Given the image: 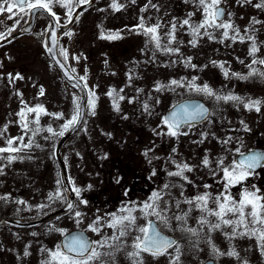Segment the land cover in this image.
<instances>
[{
	"label": "flooded vegetation",
	"instance_id": "flooded-vegetation-1",
	"mask_svg": "<svg viewBox=\"0 0 264 264\" xmlns=\"http://www.w3.org/2000/svg\"><path fill=\"white\" fill-rule=\"evenodd\" d=\"M98 2V0H95L89 8L78 16V18L89 9L93 8V6H95ZM151 2L152 4L159 6V11L151 6H149L146 11H142V9L145 8V5L148 4V0H135V3H133L132 0H126L125 2L121 1L120 3L124 5V7L119 11L114 10L110 12L108 18L105 19L106 21L103 19L101 24L106 23L108 25H112L111 27H113V25L122 27L131 25L134 27L139 24L141 16L145 18V21L148 24H155L161 16L162 19H166L167 15L170 13L171 7V5H169V0H151ZM53 10L57 13V15H59L56 8H53ZM194 13V22L197 23V8L195 5ZM149 17H151V19H149ZM41 18H46L48 23L42 22ZM78 18L72 26L76 23ZM28 20L29 17H26L24 22L15 28V30L21 29L22 26L28 23ZM161 22L162 24H166V22ZM50 23L51 21L47 14L38 13L32 31L22 34V36L31 35L37 30V33L40 35L39 40L49 58L50 56L44 47V41L46 40L47 28ZM66 23L67 20L64 22L61 21V25H65ZM42 33L44 34L42 35ZM62 37L59 40V46H61ZM18 38L19 37L17 36L9 38L5 41H0V64L3 57L9 58V55L16 56L19 52H22L20 50V45L18 48L12 45V43L18 40ZM127 52V48H124V50H121L120 47L115 48L113 61L117 62V59L126 55ZM109 53L110 52L107 51L105 46V50L103 53L100 52L99 55H102L104 58H108ZM61 58L71 69L74 68L67 60L64 59L63 56H61ZM87 59L90 60V58ZM103 60L105 62L107 59ZM53 65L57 68L54 63ZM14 71L20 75L21 73H29V70L14 69ZM102 72L120 73L117 69H103ZM0 73H4L3 66H0ZM6 73V75L0 78V91L4 88L9 89V85L15 81L18 84L25 83L23 79L11 80V82L8 73L13 72L7 71ZM75 73H77L76 69ZM21 76L23 77V75ZM247 88L249 91L250 86L248 85ZM88 89H90L89 86ZM99 89L102 90V88ZM121 89L123 91H121ZM133 89L136 91H132ZM138 90L141 89L133 87L130 90H127V88L120 87V92H114L123 94L124 97L122 101H118L119 111L116 110L114 104L112 105V108L115 110L118 117H116L114 121L112 120V122L102 120V133L97 128L96 134L80 136L83 141V145L81 144V146L84 147V151H82L85 154L81 159V164H79L78 161L75 162V156H72L73 146L70 144L71 139L76 137L77 133L66 140L61 147V156L65 164L68 181L70 178L76 187L82 189L81 198L88 201L87 205L79 204L77 197L74 196V203L78 204V207H76L73 211L67 210L59 214L48 216L50 212L66 206V204H62L60 202L53 203L47 199L48 194L56 190V182L58 179L62 181L63 185H67L62 172V167L56 154L57 143L55 144V147H51V150L48 152L49 157L53 159V164L47 167L45 166L44 176L38 179H42L44 181L48 179L44 182V184L50 183V188L48 190H43L42 192V194L45 195L43 199L41 198L43 203H39L38 205L50 204V208L38 209L34 212H29L27 210V207L31 206L26 198L27 192L30 190V186L27 187L26 185L25 167L23 165L24 160L23 156L19 155L20 153L17 155L22 157V159H18L11 164H8L6 160L0 161V164L7 165L3 169V174L0 175V195L10 194V199L7 203L0 201V264H41V261L46 258L45 254L41 252V249H54L55 246L60 244L64 239V236L59 231H49L52 226H55L57 229H64L69 235L84 231L85 234L92 239H99L100 237L95 233L87 231L88 225L92 223L97 216H105L106 213L117 212L122 206L129 202L140 204L141 202L147 200L153 191L162 190L165 183H168L169 185H177L176 187H171L168 190L170 192V196H165V199L170 201V211L167 215L169 217H173L174 214H180V210H185L186 206V204L181 203L180 210L176 209V200H184L185 198L205 191L211 192L213 195L222 191V173L217 169V160L223 158L225 165H228L234 157L238 159L239 156L235 152L236 148H240L242 152H246L252 148H259L260 152L264 153V133L260 134V139L257 141L258 143L250 146L246 137L248 133L245 135H237L230 132L227 133L225 131L232 130L231 126H224L222 124L221 126L224 127V133H218L217 136L212 135L211 139L207 140V144H205L206 140H203L202 143H195L194 141L202 140L197 139L196 133L192 145H190L194 150L193 152H189L186 150V147L189 144L186 143L185 135L175 138L166 135L158 136L154 133V130L166 131L165 128H158V126L161 125V118L167 115L170 108L167 102V90L161 92V100L158 99L152 102L148 100L145 102L149 105V112L144 110V104L142 106H138L137 99L142 98V96L137 97V95H139ZM146 90L148 91H143V93H147L150 96H154L153 93L160 94L155 90V87H150ZM226 91L228 93H235L234 88L231 87H227ZM103 93L109 92L104 91ZM255 94L256 93L252 94V92L247 94L245 93V97L250 99L254 97L255 99L257 97ZM188 97L201 98L200 96ZM263 98L264 96L261 94L260 100L263 101ZM201 99L210 107V113L213 114L212 106L207 103L205 99ZM102 109L106 108L104 107ZM262 112L264 115V106ZM252 114V111L248 112L249 118ZM202 123H194V126L197 127ZM262 131L264 132V128ZM13 136L15 137L16 135ZM9 137L10 135L7 129L4 137L0 138V146H5L6 139ZM229 137H231L230 142L228 144H224L223 141ZM91 138H100L99 141L104 142V145L102 146L104 148L97 145L100 149L91 151ZM198 138L202 137L200 136ZM148 149H151L152 151H149L148 155L145 156L144 153ZM173 149H175V151H173ZM82 151L80 152L77 150L74 154L77 156L81 154ZM88 152L89 155L86 156ZM185 152H189L192 156L188 155L189 153L186 154ZM204 158L209 159L210 166H203L202 161ZM173 160L178 163L186 162L192 166L193 171L185 173L188 180L192 182L191 184L187 181L181 180L180 178H173L167 175L168 172L176 170L175 165L172 163ZM153 172H155V175H153ZM214 172L216 173L215 175L213 174ZM117 179H119V183L116 182ZM180 184L184 185L183 189L179 187ZM205 184L211 185V187L205 189L203 187ZM244 188H247L248 190L259 189L260 194L264 195V168L256 169L254 175L250 176L241 185L234 186L231 189L232 194L238 199ZM181 191H183V196H181ZM65 195L68 197V192H66ZM21 199L27 202V206L17 205L14 202ZM209 206L212 207L213 205L210 203ZM17 208L20 209L19 213L16 211ZM74 211H80L84 214L80 218L82 221L80 224L75 223ZM137 215L139 216L138 213ZM46 216H48V218L29 225L10 221L11 219H40ZM152 219L155 218L153 217ZM138 223L144 224L145 221L142 218H139ZM158 226L161 228L164 235L177 240L180 243L182 253L180 257V264H185L186 254H193L197 251V246L194 247V244L197 242V238L192 237L190 242L188 236L179 230V224L174 218L170 220V228H165L162 225ZM104 231L108 235H111V229L106 228ZM225 231H231V229L225 228L222 231L217 230L209 232L207 227H205L203 233H201L199 237V242L205 245L199 246L206 248L208 246L206 244H209L207 242L208 238L210 237L212 243L222 252H228L234 248L239 255L258 254L257 258L258 256V259L261 258L259 255L261 254V251L257 247L255 240L248 239L246 237H237L229 240L224 235ZM32 233H36V235L34 236ZM128 243H131V237L128 238ZM25 251H27L29 255H25ZM169 259L170 258L167 256H161L154 259L145 254L144 264H169ZM116 264H130V261L127 259L125 254L121 252L117 254Z\"/></svg>",
	"mask_w": 264,
	"mask_h": 264
},
{
	"label": "snow or ice",
	"instance_id": "snow-or-ice-1",
	"mask_svg": "<svg viewBox=\"0 0 264 264\" xmlns=\"http://www.w3.org/2000/svg\"><path fill=\"white\" fill-rule=\"evenodd\" d=\"M135 3V0H132ZM196 6L197 10L201 12L202 19L196 23L192 21V17L195 13H188L187 17L180 20L173 17L167 25L162 24L157 20L155 24H148L143 16L140 17V22L135 26V29H139L140 33L147 37V43L153 45V57L156 52H162L166 55L178 54L179 47H173V44L180 43L176 39V33L178 27L180 29L187 28L189 35L192 39L189 43L192 46H196L198 40L207 36L209 39H215L214 32H220V42L224 40H231L233 43L239 41L244 43L246 41L251 42L249 55L253 57L251 63L247 65L249 73L247 76H241L238 73H232L239 79H248L252 77H259L264 79V71L259 68L253 67V65H264V59H258L256 54L259 52V47L256 43L254 35L247 34L249 29L253 32L255 24L264 23L259 21L255 17L252 18L249 28L245 29V35H241V30L236 27L230 19L224 18V9L221 7L222 0H191ZM241 3H250L251 0H240ZM92 0H0V14L8 13L9 19L14 20L15 25H19L20 21L24 17H32L37 13H46L53 18V23L48 25L47 31H49L50 37L44 41V47L50 54L55 55L58 50L59 55L63 56L65 60L68 59V52L62 46H59L58 36L56 29L61 26V18L53 10L54 6H59L66 9L67 22L71 24L73 17L78 18L79 14L76 12L77 7H84L91 5ZM152 8L159 11V6L152 4L151 0H148V4L142 11H146L147 8ZM111 7L115 11H119L124 5L112 0ZM254 7L258 9H264V0H260ZM231 15V14H229ZM151 19V17H149ZM162 28H167V31L162 32ZM15 31V27H9L7 32H0V41L8 40L12 32ZM231 33V34H230ZM44 33H42L43 35ZM65 35L71 36V32L65 33ZM102 39H118L119 33L109 34L107 36L101 35ZM49 40L51 46L49 47ZM191 58H188L185 63L192 67L190 64ZM59 66L64 69L65 65L60 61H57ZM216 62L213 61V64ZM243 63V61H241ZM221 68L224 66L221 64ZM75 72V69H71ZM65 75H68V71H65ZM224 76L227 78L229 72L224 70ZM74 77L69 76V79ZM131 77H129L130 79ZM9 79H23L20 74L13 77L9 74ZM193 78L192 82L185 85L182 81L175 79L171 80L169 84L164 85L157 83L155 90H170L175 91L177 87H187L189 91H194L198 94H203L207 97L214 99L217 103H233L236 105H243V107L249 111L255 110L259 112L261 110L260 100H252L250 98H244L232 93L218 94L208 84L197 85ZM79 80L85 81L83 87L88 88L86 83V77L80 76ZM115 91V90H113ZM113 91L107 93L109 96H113ZM121 91H123L121 89ZM142 91V90H138ZM39 95H44V89H40ZM86 107L89 110V114L95 115L97 97L93 90L88 89ZM124 97L117 95L113 99L114 107L119 111L118 100H123ZM83 97H73L74 109L69 117L65 118L63 113L49 114L43 105L37 104L35 106H25L17 113L19 117L20 126L23 130V135L18 137H9L6 139L5 146H0V161L6 160L8 164L22 159L19 153L31 149L33 147L34 138L42 132H47L50 135H46L43 138L45 140H52L54 137H64L66 133L75 131L81 126L85 115V105L83 103ZM131 102V101H130ZM159 102V101H157ZM144 110L149 112V105L144 104ZM29 114H35L34 119L29 120ZM42 114L53 115L56 119L64 120V123L60 125V130L56 131L51 126L42 128L40 126V117ZM212 114L209 110L200 103H183L172 106V111L161 118V125L158 128H165L166 131H156L154 133L158 136H169L179 138L181 135H188L187 131L183 129L185 127L191 129L194 126L193 122H204L209 120ZM126 118V117H125ZM244 122L241 121V124ZM35 125V126H33ZM247 131V127L245 126ZM7 131V125L3 130H0V138L4 137ZM31 133V137L28 142H25V136ZM207 133L202 132L201 136L206 139ZM231 137L224 140V144H228ZM195 143H202L201 141H194ZM39 147V144L35 145ZM53 147L55 144L53 143ZM152 151L148 149L144 155L147 156L148 152ZM175 151V149H173ZM235 152L238 154L239 159L233 158L231 163L225 165L224 159L217 160V169L222 173V191L213 195L211 192L205 191L197 193L184 200H176L175 208L180 210L181 203L187 204V210H180V214H174L173 217H169L167 213L170 211V201L165 199V196H170L168 191L171 187L177 185H169L165 183L163 189L160 191H153L151 196L136 204L135 202H129L122 206L117 212L106 213L105 216H97L95 220L88 225L87 231L95 233L99 236V239H92L85 234L84 231L76 234L69 235L64 229H57L55 226L50 227L49 231H59L64 239L60 244H57L54 249L42 248L41 252L45 254V259L41 261V264H116L117 254L123 252L130 264H144L145 254L152 258H159L161 256L169 257V264H180L181 245L177 240L171 239L164 235L161 228L158 225H162L165 228H170V220L175 219L179 224V230L185 233L190 242L192 237L197 238V242L194 244L198 246V240L203 233L205 227L209 232L224 230L225 228L231 229V231H225L224 235L227 239L232 240L237 237H246L256 241L257 247L260 249L261 254L264 255V195L260 194L259 189L248 190L244 188L237 199L231 189L234 186L241 185L250 176L255 174V170L258 168H264V153L252 151L245 154L236 148ZM176 170L167 173L168 176L173 178H180L183 181H187L189 184L192 182L188 180L185 173L193 171L192 166L186 162L172 161ZM203 166H210L208 158H204L202 161ZM6 164H0V175L3 174V169ZM216 174L215 172L213 173ZM155 175V172H153ZM119 183V179L116 181ZM57 188L54 192L48 194V200L50 202H60L66 204V208L69 211H73L78 204L69 201L65 193L69 187L71 192L75 194L79 204L87 205L88 201L81 198L82 189L76 187L74 182L69 178V185H63L61 180H57ZM90 187V186H89ZM179 187L183 189L184 185L180 184ZM205 189L211 187V185L205 184ZM127 194V193H126ZM183 196V191H181ZM10 199V194L0 195V201L7 203ZM17 205H26L24 200L14 201ZM213 205L210 207L209 205ZM38 209L50 208L51 205L40 204L36 206ZM27 210H31L27 207ZM198 211L200 216L197 217V224L199 227H188L187 220L193 211ZM17 213L20 209L17 208ZM139 214V216L137 215ZM84 214L80 211H74V220L76 224H80L81 217ZM155 219H152V218ZM213 217V219H209ZM142 218L145 223L139 224L138 219ZM111 229V235H108L104 230ZM36 235V233H32ZM131 237V243H128V238ZM211 247L212 260L210 264H214V260L219 256H230L240 259L239 253L233 248L231 251L222 252L218 249L208 238L207 241ZM130 249V250H128ZM171 250V251H170ZM29 255L27 251L24 253ZM244 264H247L245 261Z\"/></svg>",
	"mask_w": 264,
	"mask_h": 264
},
{
	"label": "rangeland",
	"instance_id": "rangeland-1",
	"mask_svg": "<svg viewBox=\"0 0 264 264\" xmlns=\"http://www.w3.org/2000/svg\"><path fill=\"white\" fill-rule=\"evenodd\" d=\"M98 1L93 8L81 15L76 23L67 31L71 32L72 35H64L61 39V46L68 52L67 61L76 69L80 76L86 77L87 85L95 92L97 97L95 115L89 114V110L87 109L86 117L77 132V136L70 141V144L73 146L72 156H75V162L78 161L81 164V159L85 155L83 152L84 147L81 146V144L83 145V141L80 136L96 134L97 128L102 133V120L112 122V120L114 121L118 117L112 105L114 97L117 95L123 96V94L114 93L118 92L120 87L127 88V90L137 87L142 90L138 91L139 95L137 97L142 96V98L137 99L138 106H142L148 100L150 102L158 99L161 100V92L165 90L159 91L160 94L153 93L154 96L143 93V91H148L146 89L150 87H156L157 83L167 85L173 79L182 81L187 85V83L193 81V78H196L194 82L197 85L208 84L215 92L221 95L228 94L226 91L227 87H231L234 88L235 92L232 94L244 96V98H246L245 93L251 92L257 95L255 99L254 97L251 98L252 100H260L261 94L264 96V79L259 77L239 79L232 76V73H238L241 76L248 75L249 68L247 65L253 59L248 54L251 46L250 41L244 43L237 41L233 43L231 40H224L221 43L220 32L216 31L214 32L215 39H209L207 36H204L198 40L196 46H192L189 43L192 37L189 35L188 29H180L178 27L176 39L180 43L173 44L172 46L179 47V53L166 55L157 51L153 57V45L147 43V37L141 34L139 29H135V26L122 27L113 25L111 27L112 25L106 23V25L101 24V21L103 19L106 21L105 19L108 18L109 13L114 10L111 7L112 0ZM121 1L125 2L126 0H117L118 3ZM259 2L260 0H251L250 3H241L240 0H222V3L227 7L224 18L230 19L241 30V35H245V29L249 28L253 17L259 21H264V9L254 7ZM169 5H171L169 15H167L166 19H162V16L159 19V21L166 22L164 25H167L173 17L179 23L180 20L187 17L188 13L194 12V4L191 0H169ZM54 8L59 12L61 21H66V9L58 5L54 6ZM8 16V13L0 14V32H6L9 27L17 28L26 18L24 17L19 25H15L14 20L9 19ZM194 17L195 15L192 17L193 22ZM201 19L202 14L197 10V23ZM41 21L48 23L46 18H41ZM253 27L255 31L253 32L249 29L247 34L255 36L259 47L256 57L264 59V23L255 24ZM167 30V28H162L161 31ZM114 33H119L120 38L111 40L101 38L102 34L107 36ZM17 36L19 37L18 40L14 41L12 45L17 48L20 45L22 52H19L16 56L9 55V58L3 57L0 64L4 69V73H0V78L6 75L7 71L13 72L8 74L15 77L19 73H16L14 69L29 70V73H21L25 83L18 84L16 81H11L9 89L4 88L0 91V130L7 125L10 137H14L13 135L18 137L24 134L17 113L25 106V103L28 106L43 105L47 113H63L65 118H67L74 109L73 97H81L80 90L67 83L59 70L51 62L39 40L40 35L37 33V30L31 35H16L15 37ZM105 46L107 51L110 52L108 58L99 55L100 52L103 53ZM117 47H120L121 50L127 48L128 52L115 62L113 61V54L114 49ZM87 58H90V60ZM188 58H191L190 64L195 67L185 63ZM103 59L107 60L104 62ZM213 61L216 63L213 64ZM221 64L224 66L223 68L220 67ZM253 67L264 71V65L256 64ZM103 69H117L120 73H103ZM225 69L229 72L227 78L224 76ZM129 77L131 78L129 79ZM248 85L250 86L249 91ZM41 88L44 89L43 96L39 95ZM99 88H102V90ZM104 91H113V96L103 93ZM132 91L136 90L133 89ZM187 96H200L212 106L213 110V114L209 120L197 127L193 126L191 129L185 127L183 129L188 132V135H185V140L189 144L186 147V150L189 152H193L194 150L190 145H192L196 133L197 139L206 140L205 144H207V140L211 139L212 135L217 136L218 133H224V127L221 124L231 126L232 130L225 131L227 133L230 132L237 135L248 133L246 137L250 146L258 143L260 134L264 133L262 131L264 128V115L262 112L264 98L260 106L261 110L259 112L254 109L251 110L253 114L250 118L248 116L249 110L245 109L243 105L217 103L210 97L189 91L187 87H177L175 91L167 90L168 105L171 106L176 101ZM118 101L120 102V100ZM104 107L106 109H102ZM34 116L35 114H29L28 119H34ZM241 121L244 123L241 124ZM62 123H64V120L56 119L53 115L42 114L40 117V126L42 128L51 126L56 131H59ZM245 126L248 129L247 131L245 130ZM202 132L208 134L206 139L201 136ZM46 135L50 134L42 132L37 135L34 138L33 147L19 154L23 156L24 160L26 185L27 187L30 186V190L26 196L28 203L31 204L29 212L38 210L36 206L39 203H43L41 198L43 199L45 196L42 194L43 190L50 188V183L44 184L48 179L46 181L38 179L44 176V167L53 164V159L49 157L48 152L53 147V143L56 144L60 137L45 140L43 137ZM200 136L202 138H198ZM30 137L31 133L25 136V142H28ZM99 140L100 138H94L90 141L91 151L95 149L99 150L100 148L97 145L101 147L104 145V142ZM36 144L40 146L36 147ZM77 150L83 151L76 156L74 153ZM88 155L89 152L86 156ZM188 155L192 156L190 153ZM187 208L188 205L186 204L185 210ZM199 216L200 213L194 210L187 220V226L198 228L197 217ZM209 219L214 218L209 217ZM199 245L205 244L200 243L198 240L197 251L193 254H186L185 264H204L208 259H212L210 245L206 244L208 245L206 248H202ZM257 255L241 254L239 255L240 259L224 255L216 257L215 262L216 264H244L246 261L247 264H264V255L259 254L262 259H258L259 256L257 258Z\"/></svg>",
	"mask_w": 264,
	"mask_h": 264
},
{
	"label": "water",
	"instance_id": "water-1",
	"mask_svg": "<svg viewBox=\"0 0 264 264\" xmlns=\"http://www.w3.org/2000/svg\"><path fill=\"white\" fill-rule=\"evenodd\" d=\"M93 1H94V0H92V3H93ZM92 3H91V4H92ZM89 6H90V5H89ZM89 6L78 7L77 10H76V12H77L78 14H80L82 11H84V10H85L87 7H89ZM221 7L224 9V16H225L226 7H225V5H223V4H221ZM36 15H37V14H36ZM36 15H35V16H32L31 19H30V21H29L28 23H26V24L22 27V29H21L20 31H17V32H15V33H12L11 36H10L9 38H13V37H15L16 35H19V34H22V33L31 32V31H32V28L34 27L35 21H36ZM47 15H48V14H47ZM49 17H50V19H51V23H53V22H54V21H53V18H52L51 16H49ZM75 19H76V16L73 17V22H74ZM73 22H72V23H73ZM72 23H71V24L67 23L66 26H63L61 29H60V28H57V29H56V31H57V36H58V41H59L61 35H62L64 32H66V30L72 25ZM50 34H51V33L48 31V32H47V37H46V39H48V38L50 37ZM50 46H51V42H50V40H49V47H50ZM48 53H49V52H48ZM49 55H50L52 61L56 64V66H57L58 69L60 70V72H61V74L63 75V77H64L68 82L74 84L76 87H78V88L80 89V91H81V95H82L81 97L84 98L83 103H84V105H85V113H86V103H87V96H86V93H87L88 90L85 89V88L83 87V85H84V81L79 80V76H77L74 72L71 71V69L66 65V63H65V62L62 60V58L60 57L58 50L56 51V54H55V55L50 54V53H49ZM57 61H60L61 63H63V64L65 65V68L62 69V68L59 66V64L57 63ZM66 70L68 71V75H65V71H66ZM69 76H72V77H74V78H73V79H69ZM183 103H200V104H203V105L209 110V112L211 111L210 107H209V106H208V105H207L202 99L197 98V97L184 98V99H182V100L176 102V103L173 104V105H178V104H183ZM173 105H172V106H173ZM172 106H171L170 109L168 110L167 115L172 111ZM84 117H85V115H84ZM82 122H83V121H82ZM193 123H200V122H193ZM79 128H80V126H79L75 131H71V132L66 133L65 136H64V137H61L60 140H59L58 143H57L56 154H57V158H58V160H59V163H60V165H61V167H62V172H63V175H64V177H65V180H66V184H67V185H69V181H68L67 174H66L65 164H64L63 158H62V156H61V146L63 145V143H64L69 137H71L73 134H75V133L78 131ZM252 151L260 152V149H259V148H252V149H250V150H248V151H246V152H244V153H245V154H248V153H250V152H252ZM238 159H239V157H238ZM67 192H68L69 201L74 202V196H75V194L71 192V188H70V187H69V189H68ZM65 211H67L66 206L61 207V208H59V209H57V210H54V211L50 212V213L48 214V216H51V215H54V214H59V213L65 212ZM48 216L43 217V218H40V219H32V220H12V219H11L10 221H12V222H16V223H22V224H25V225H29V224H33V223H37V222H39V221H42V220L48 218ZM211 260H212V259L207 260L204 264H210V261H211ZM214 264H215V262H214Z\"/></svg>",
	"mask_w": 264,
	"mask_h": 264
}]
</instances>
